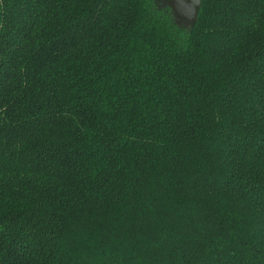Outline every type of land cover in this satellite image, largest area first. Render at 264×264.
<instances>
[{"label": "trees", "instance_id": "trees-1", "mask_svg": "<svg viewBox=\"0 0 264 264\" xmlns=\"http://www.w3.org/2000/svg\"><path fill=\"white\" fill-rule=\"evenodd\" d=\"M0 264H264V0H0Z\"/></svg>", "mask_w": 264, "mask_h": 264}, {"label": "water", "instance_id": "water-1", "mask_svg": "<svg viewBox=\"0 0 264 264\" xmlns=\"http://www.w3.org/2000/svg\"><path fill=\"white\" fill-rule=\"evenodd\" d=\"M180 19L193 23L200 6V0H163Z\"/></svg>", "mask_w": 264, "mask_h": 264}, {"label": "rangeland", "instance_id": "rangeland-1", "mask_svg": "<svg viewBox=\"0 0 264 264\" xmlns=\"http://www.w3.org/2000/svg\"><path fill=\"white\" fill-rule=\"evenodd\" d=\"M163 1V0H162ZM180 20H182L183 22H185V23H190V22H188L187 20H185V19H181L180 18Z\"/></svg>", "mask_w": 264, "mask_h": 264}]
</instances>
